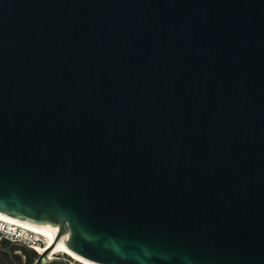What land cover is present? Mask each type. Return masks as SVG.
<instances>
[{
  "label": "water",
  "instance_id": "95a60500",
  "mask_svg": "<svg viewBox=\"0 0 264 264\" xmlns=\"http://www.w3.org/2000/svg\"><path fill=\"white\" fill-rule=\"evenodd\" d=\"M0 217L94 264H264V0H0Z\"/></svg>",
  "mask_w": 264,
  "mask_h": 264
},
{
  "label": "built area",
  "instance_id": "2783aa9c",
  "mask_svg": "<svg viewBox=\"0 0 264 264\" xmlns=\"http://www.w3.org/2000/svg\"><path fill=\"white\" fill-rule=\"evenodd\" d=\"M5 241L24 243L37 252L38 248L47 247L48 242L46 236L38 234L37 232H34L31 229L25 228L24 226L14 222L0 218V243ZM54 255H52V258L55 257ZM69 258L67 259L69 260L70 264H84L73 257L72 259Z\"/></svg>",
  "mask_w": 264,
  "mask_h": 264
},
{
  "label": "rangeland",
  "instance_id": "374dc122",
  "mask_svg": "<svg viewBox=\"0 0 264 264\" xmlns=\"http://www.w3.org/2000/svg\"><path fill=\"white\" fill-rule=\"evenodd\" d=\"M61 251L55 253V257L69 258ZM37 256V251L31 249L24 243L5 241L0 243V264H24L23 260L27 257ZM69 259H72L70 257Z\"/></svg>",
  "mask_w": 264,
  "mask_h": 264
},
{
  "label": "bare ground",
  "instance_id": "6f19581e",
  "mask_svg": "<svg viewBox=\"0 0 264 264\" xmlns=\"http://www.w3.org/2000/svg\"><path fill=\"white\" fill-rule=\"evenodd\" d=\"M1 218V217H0ZM9 221V220H8ZM26 228V227H25ZM34 231V230H32ZM36 232V231H34ZM38 234H41L39 232H37ZM43 236H46L44 234H42ZM47 237V247H43V248H38V252L42 251V250H45L46 248H51L52 247V251L50 253V256L52 257V255H54L55 253H57V251H61L65 254H67V256L69 257H73L74 259L78 260V261H81L82 263L84 264H94L92 262H89L88 260L78 256L77 254H75L74 252H72L66 245L64 242H61V241H57L54 243V238H51L49 236H46ZM55 244V245H54ZM50 246V247H49ZM54 246V247H53ZM63 254V255H65Z\"/></svg>",
  "mask_w": 264,
  "mask_h": 264
},
{
  "label": "flooded vegetation",
  "instance_id": "af4514ba",
  "mask_svg": "<svg viewBox=\"0 0 264 264\" xmlns=\"http://www.w3.org/2000/svg\"><path fill=\"white\" fill-rule=\"evenodd\" d=\"M35 257H29V258H25L24 260H23V262H24V264H34L35 263Z\"/></svg>",
  "mask_w": 264,
  "mask_h": 264
}]
</instances>
